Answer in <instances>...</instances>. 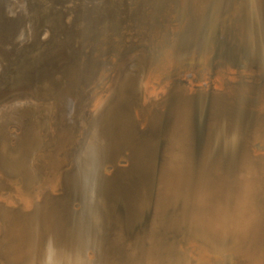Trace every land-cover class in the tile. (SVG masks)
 <instances>
[{
    "label": "bare ground",
    "instance_id": "obj_1",
    "mask_svg": "<svg viewBox=\"0 0 264 264\" xmlns=\"http://www.w3.org/2000/svg\"><path fill=\"white\" fill-rule=\"evenodd\" d=\"M41 2H62L46 21L83 22L84 40L43 82L56 103L0 104V264H203L257 239L263 261L264 157L240 131L264 110V0H174L158 49L127 43L117 15L86 17L104 0ZM0 3L16 16L0 43L30 39L31 0Z\"/></svg>",
    "mask_w": 264,
    "mask_h": 264
},
{
    "label": "rangeland",
    "instance_id": "obj_2",
    "mask_svg": "<svg viewBox=\"0 0 264 264\" xmlns=\"http://www.w3.org/2000/svg\"><path fill=\"white\" fill-rule=\"evenodd\" d=\"M73 1L74 2H72V4H69V5H72V6L74 5L73 6L74 8L81 9L82 2H80V0H73ZM173 1L174 0H170V1L169 0L168 1L167 0H104L103 2L105 6L103 10L104 12L102 11L101 14L97 16L95 14L90 15V8L92 4L87 5L88 7L86 10H84V13L86 17L90 16L91 18H93V21L96 24H98L101 20H103L106 17L114 18L115 15H117V18L111 21V29H113L114 26L117 30V29H120L122 25L123 26L130 25L127 28L130 33V38L127 40V43L130 42V44H133V45L137 43L136 46H143L145 48L152 47L153 49L155 48L158 49L157 45L159 44V41L164 38L165 28L173 20V16H172L173 14H169V13L166 14V12L164 13L163 11H165V6H167L166 4H170L171 7H174V4H172ZM31 3L33 7V20H32L33 36L30 37V39H26L18 44L14 43L12 45L9 43L7 44L0 43V63H1L0 64V104L6 101L24 100V99H29V100L38 101V102L39 101L54 102V99H53L54 97L51 93H53L56 85L51 86L49 90H47V88L46 89L43 88V82L45 80H51L52 72H54L56 69L60 70L66 66L71 65L75 59L76 53L81 49L82 44H83V40H84V26L82 25L83 20L79 19L80 22L82 23H79L76 26L69 24L61 28L60 27L52 28L50 27V24L46 21L52 18L53 11L56 9V7L61 8V6H63L62 2L57 5L55 3H53L52 5L48 3L47 5H43V6L41 5L42 4L41 0H31ZM51 7H54V8L51 9ZM15 22H16V16H14V18L5 16L3 14V10L1 7V3H0V37H6L7 34L12 32L14 28L16 27ZM156 30H159V31L157 32ZM47 32H49V34L45 38L44 35ZM238 50L240 49L238 48ZM239 52L236 54V57L238 58H240L239 56L241 55V53ZM233 60L235 61L236 59L233 58ZM236 62H239V61H236ZM242 64L245 65L244 62L236 63V67L239 68L241 67ZM205 74L209 77L213 75V72L205 71ZM8 90L10 91L8 92ZM63 107L64 106L62 107L57 106L55 108L57 109L56 113L59 114V109ZM248 111L250 112L252 117H249V116L244 117V121L248 122V124L242 126V129L240 132H243V136L245 135V132H246V134H248L249 136H252L254 140L252 139L251 142H248L249 144L247 145V147L243 149L248 151L253 158L264 157V148L261 150H256V146H255V142L257 141H261V143H264L263 142L264 132H263V124H262V122L264 121V110L263 111H259V110L251 111L249 108ZM56 113H54V116H56ZM46 149H51L52 151L51 150L46 151ZM52 152H54L53 145L42 149L39 153L40 155H38L36 158L37 160L36 163L38 165L43 163L44 160H46L48 156L50 155V153ZM122 160H124V162H121V164L123 165L125 164L126 159H122ZM183 168H185L186 170L189 169V167L187 166H184ZM198 173H199V170L197 169L195 171V176H197ZM262 246H263L262 239H257L256 241H253V244L251 245V248H250L251 252L249 250H244L240 252H229L228 251L223 254L222 253L217 254V253H210L206 251L202 255V262L203 264H257V263L263 264L264 259L263 261L261 260L262 258L261 248H263ZM244 257L246 260L244 259Z\"/></svg>",
    "mask_w": 264,
    "mask_h": 264
},
{
    "label": "water",
    "instance_id": "obj_3",
    "mask_svg": "<svg viewBox=\"0 0 264 264\" xmlns=\"http://www.w3.org/2000/svg\"><path fill=\"white\" fill-rule=\"evenodd\" d=\"M172 18V17H171ZM174 20V19H173ZM175 21V20H174ZM173 22V21H172ZM116 66V65H115ZM115 66H114V68H115ZM113 68V70L112 71H110V72H108L106 75L107 76H109V75H111L112 73H113V71L115 70ZM187 76H190V75H187ZM102 78H104V76H102ZM102 80H104V79H102ZM184 81H187L186 79L184 80ZM209 84H211L210 82H209ZM209 84H207V85H209ZM97 85H99V83H97ZM6 91V90H5ZM10 90H8V92H9ZM12 129H13V127H14V124H12L11 126H10ZM80 134V133H79ZM255 146H256V150H261V149H263L264 148V143H261V141H257V142H255ZM124 159V158H123ZM119 162H124V160H122V158H120L119 160H118V163ZM68 164H70V161H69V163ZM110 167H111V165H108L107 166V169H110ZM17 180H18V182H20V177H18L17 178ZM38 186H39V184L38 183H35L34 184V190L36 189H38ZM160 195V194H159ZM159 195H157L156 197H155V199L159 196ZM0 228H1V222H0ZM92 251H90V253H91Z\"/></svg>",
    "mask_w": 264,
    "mask_h": 264
}]
</instances>
